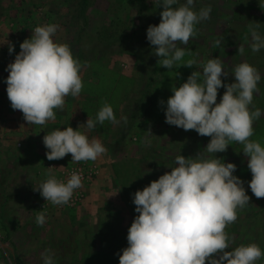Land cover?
I'll return each mask as SVG.
<instances>
[{"label":"rangeland","instance_id":"obj_1","mask_svg":"<svg viewBox=\"0 0 264 264\" xmlns=\"http://www.w3.org/2000/svg\"><path fill=\"white\" fill-rule=\"evenodd\" d=\"M184 3L186 0H177L172 7ZM159 4L160 0H0V89L7 94L6 68L20 52V44L31 38L35 27L45 24L59 26L54 42L69 45L81 65L84 84L78 97H65L62 111L54 109L55 120H49L45 128L33 126L36 138L30 144L22 142V137L5 139V117L14 118L9 126L16 128V120L23 113L10 107L5 113L1 111L0 264H43L41 254L46 249L54 254V264H119L117 253L122 255L128 247V229L138 215L134 193L170 172L176 166V156L194 157L211 139L195 130L169 125L165 112L156 120H146L141 113L139 124L129 120L125 123L122 118L136 108L130 103L139 98L140 90L150 80L156 79L155 92L162 94L166 103L173 95L172 86L179 87L194 71L202 74L209 59L218 58L229 72L221 77L225 84L235 82L230 72L236 65L249 63L261 74L259 91L254 92L249 108L262 112L253 122L254 134L249 139L264 138V49L252 52L249 31L250 24H258L257 31L264 37V8L260 6L264 0H195L196 12L211 7L210 19L195 25L196 35L187 45L178 44L186 51L178 64L188 60L196 63L191 68L172 69L158 64L160 58L147 39L148 27L161 21L163 8ZM10 44L15 47L12 54ZM240 44L244 45L243 55L238 54ZM182 68L190 69L186 79ZM225 90H218V103ZM104 102L113 107L120 122L105 121L92 130L83 126L79 130L90 140L99 139L106 153L95 161L71 162V154L49 161L43 137L58 128L78 129L89 116L95 119ZM43 130L45 135L40 134ZM260 143L264 146V141ZM242 147L230 142L226 152L216 154L225 163L237 165L234 175L244 181L246 194L251 197L225 231L235 238L231 248L255 243L264 252V198L257 199L248 186L252 173ZM206 155L214 158V154ZM47 167H55L52 175L65 183L70 178L68 172L75 167L91 174L77 189L80 197L72 205L54 206L34 191L49 178ZM40 212L46 217L43 226L36 224ZM255 264H264V256Z\"/></svg>","mask_w":264,"mask_h":264},{"label":"clouds","instance_id":"obj_2","mask_svg":"<svg viewBox=\"0 0 264 264\" xmlns=\"http://www.w3.org/2000/svg\"><path fill=\"white\" fill-rule=\"evenodd\" d=\"M194 2L186 0L174 8L177 0H160L161 21L147 29V39L160 58V66L172 69L195 65L193 60L178 64L186 54L178 44L189 43L196 35L195 25L210 19L212 9L209 6L196 12ZM58 27L56 24L35 27L31 38L20 44V52L6 68L11 107L20 110L30 125L42 126L55 120L54 109L62 111L65 97H78L84 87L81 65L69 45L54 42ZM258 27L249 25L253 53L264 49V37ZM14 51V45L10 44L9 54ZM244 51V45L240 44L238 54L243 55ZM230 73L235 82L225 84L221 77H227L229 72L218 58H213L204 64L202 74L194 71L179 87L172 86L173 95L166 102V123L185 131L195 130L201 137L211 139L194 157L176 156V166L170 172L134 193L138 215L128 229V247L122 250V255L117 253L119 264H255L264 256L255 243L231 248L235 238L225 231L237 220L238 209L245 208L251 200L244 181L234 175L237 165L225 163L216 155L226 152L230 142L243 145L242 152L252 173L248 186L257 199L264 198V147L249 139L254 134V120L262 115L261 109L249 108L254 92L259 91L261 74L247 62L236 65ZM220 88L226 90L218 103ZM122 119L127 123V117ZM105 121L120 122L107 102L95 119L89 116L78 129L68 126L47 133L43 137L47 159L59 160L71 154V162L97 160L106 153V147L99 139L90 140L79 129L83 126L92 130ZM206 154H214V158ZM47 168L49 178L34 187V191L54 206L67 205L74 190L83 186L81 175L73 172L65 183L52 175L51 169L55 167ZM45 220L43 212L36 216L38 226H43ZM53 255L46 249L41 254L43 264H54Z\"/></svg>","mask_w":264,"mask_h":264},{"label":"trees","instance_id":"obj_3","mask_svg":"<svg viewBox=\"0 0 264 264\" xmlns=\"http://www.w3.org/2000/svg\"><path fill=\"white\" fill-rule=\"evenodd\" d=\"M154 70H156V69H154ZM189 70H190L189 68L188 69H184V68L181 69V74L185 75V78H183V79L187 78V76H188L187 74H188ZM155 80L156 79H153L152 81L150 80L147 83L146 88H144V90H142V89L140 90L141 95L139 96V98L132 100V102L130 103L131 107L132 106L135 107V105H136V108L132 109L133 111L134 110L135 111L134 112L132 111L131 115L128 114V116H127V120H129L130 123L134 122L136 124H139L140 123V119H139L140 116L139 115L141 113L143 114L144 118H146V120H147V118H148V120H156L158 117L162 116V114L165 112L164 110H166L167 104L164 103V105H161L159 103V101L163 100L162 99L163 96H162V94H160V93L157 94L155 92L156 84H157L156 82H155V84H153ZM160 81L161 80H159V83H160ZM152 86H154V92L155 93L153 91H151ZM143 101H144V104L142 105ZM259 140L261 142H263L264 138H261ZM259 140H257V141L260 142ZM232 143H235V142H232ZM235 146L238 147L237 144H235ZM261 146L264 147L263 145H261Z\"/></svg>","mask_w":264,"mask_h":264},{"label":"crops","instance_id":"obj_4","mask_svg":"<svg viewBox=\"0 0 264 264\" xmlns=\"http://www.w3.org/2000/svg\"><path fill=\"white\" fill-rule=\"evenodd\" d=\"M6 91L4 90H1L0 89V114L2 112L5 113V111L10 107H11V102L9 101L8 99V96L7 94H5ZM2 111V112H1ZM5 121L4 123L2 124L4 131H3V135H5V139H20V137H22V142L24 143H27V144H30L31 141H35V135L33 134L32 130H34V125H30L27 121L24 120L23 116L19 119L16 120L17 123H19V126L16 127V128H13L12 126H9V124L11 123L10 121L11 120H14V118H6L5 117ZM48 122V121H47ZM47 122L45 125H43V128H45V126L47 125ZM45 130L42 131V133H40L41 135H45ZM36 136H38L36 134ZM3 141H4V138H1L0 139V150L2 149L3 147ZM7 141V140H5ZM19 206H22V203H18ZM27 205V203H26Z\"/></svg>","mask_w":264,"mask_h":264},{"label":"built area","instance_id":"obj_5","mask_svg":"<svg viewBox=\"0 0 264 264\" xmlns=\"http://www.w3.org/2000/svg\"><path fill=\"white\" fill-rule=\"evenodd\" d=\"M73 172H77L79 175H81V178H82V181H83V182H86V180H87V179L90 177V175H91V174L87 173V172L84 170L83 167H75V168L71 169V170L68 172L69 176H70ZM78 192H80V191L77 190V189L74 190V194H73L72 198H71L70 201H69V203H70L69 205H72L74 202H76V201L79 199L80 195H79Z\"/></svg>","mask_w":264,"mask_h":264}]
</instances>
